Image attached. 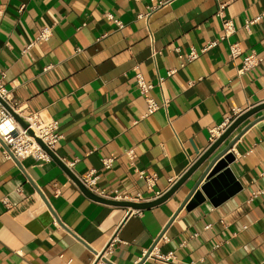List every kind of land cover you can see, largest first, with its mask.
<instances>
[{"label": "crops", "instance_id": "obj_1", "mask_svg": "<svg viewBox=\"0 0 264 264\" xmlns=\"http://www.w3.org/2000/svg\"><path fill=\"white\" fill-rule=\"evenodd\" d=\"M152 3L0 0L5 85L59 122L56 154L76 176L95 171L96 187L122 201L163 195L214 142L212 129L264 102V17L245 26L264 13V0H173L140 18ZM222 3L236 29L226 39ZM44 27L50 36L38 39ZM192 50L200 55L189 61ZM251 53L262 60L241 73ZM137 71L154 84L157 103L169 100L145 118ZM231 142L240 189L191 209L182 204L208 161L166 200L134 210L89 198L54 159L18 162L0 149V264H264V109L214 155Z\"/></svg>", "mask_w": 264, "mask_h": 264}, {"label": "built area", "instance_id": "obj_2", "mask_svg": "<svg viewBox=\"0 0 264 264\" xmlns=\"http://www.w3.org/2000/svg\"><path fill=\"white\" fill-rule=\"evenodd\" d=\"M173 0H151L152 5L148 7V12L145 14H140V18L149 19L153 12L164 7L165 5L171 3ZM225 4L222 3L219 6L217 15L222 18V25L224 34L221 39H226L232 33L235 32V25L231 19H228L224 15ZM22 8V7H21ZM5 8L0 4V17L3 15ZM264 17V13L252 19L246 23V28L254 24L256 21ZM119 27L122 26L121 21H117ZM50 36V29L44 27L40 30L38 39H47ZM218 40H212L206 43V45L201 49V52L207 51L208 49L217 45ZM243 53L238 43H233L230 45V56L231 58H237ZM188 60L191 61L200 55L197 51L192 50L188 54ZM261 58L256 56L254 53L244 54L243 63L240 68V72H246L258 65L261 62ZM176 69L170 70L168 75H172ZM264 76V73H263ZM5 74H0V125L4 124V128L0 126V149L1 155L6 159H15L18 162L25 158L32 157L36 161L47 162L52 160L51 155L48 150L56 153V147L59 141L63 138L60 132L59 122L55 119H50L44 117L40 112L30 111L26 105L14 99L11 94L10 89L4 83ZM163 77L159 78V82L163 81ZM135 82L140 94L145 96L147 103V110L142 115L141 118L147 117L159 110L161 107H167L169 100L165 99L162 104H159L150 95L151 90L154 88V84L145 80L144 75L137 71L135 73ZM4 102L9 109H11L22 121H19L12 112L4 106ZM246 110L234 111V114L223 122L220 126L212 129L210 132V140L215 141L230 125L231 123ZM131 151H129L130 154ZM114 159L105 158L102 163L103 166L108 169L113 165ZM81 183L91 192L95 193L104 198L119 200L116 191L114 195H109L105 189L99 190L96 187L98 175L95 171H91L88 175L84 177H78ZM3 203L9 206V200L7 198L3 199ZM165 259H169V256H165Z\"/></svg>", "mask_w": 264, "mask_h": 264}, {"label": "water", "instance_id": "obj_3", "mask_svg": "<svg viewBox=\"0 0 264 264\" xmlns=\"http://www.w3.org/2000/svg\"><path fill=\"white\" fill-rule=\"evenodd\" d=\"M8 109L9 107L4 103ZM264 109V102L260 103L250 109H247L244 113L239 115L231 125L208 147V149L193 163V165L180 177L176 183L170 187L163 195L157 199L149 202H135V201H122L101 197L88 190L76 176L63 162L56 153L48 150L52 159L57 161L63 169L72 177L73 181L80 187V189L91 199L117 205L126 206L134 210H141L153 205H156L166 200L198 167L208 161V165L204 172L193 186L189 195L182 204L186 209H191L203 202L206 198L210 199L214 204L225 200L228 196L237 192L240 187L235 183V176L230 169V164L235 160L234 154L230 151L233 142L228 144L222 151L214 155L217 149L223 144V142L232 134V132L247 118ZM12 114L19 120V117L9 109ZM22 122V121H21ZM214 155V156H213ZM213 156V157H212ZM212 157V158H211ZM211 158V159H210Z\"/></svg>", "mask_w": 264, "mask_h": 264}, {"label": "bare ground", "instance_id": "obj_4", "mask_svg": "<svg viewBox=\"0 0 264 264\" xmlns=\"http://www.w3.org/2000/svg\"><path fill=\"white\" fill-rule=\"evenodd\" d=\"M0 126H1V128H4V126H5V125H4V124H2V125H0Z\"/></svg>", "mask_w": 264, "mask_h": 264}]
</instances>
